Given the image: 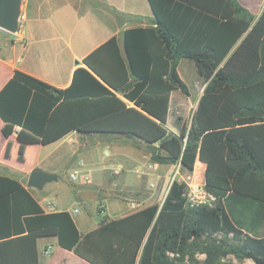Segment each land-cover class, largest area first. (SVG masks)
<instances>
[{"label":"trees","instance_id":"trees-1","mask_svg":"<svg viewBox=\"0 0 264 264\" xmlns=\"http://www.w3.org/2000/svg\"><path fill=\"white\" fill-rule=\"evenodd\" d=\"M149 2L152 25L124 32V80L92 61L103 50L118 52L116 37L84 58L89 69L77 68L65 89L15 70L0 90L3 132L19 125L17 138L26 144H47L74 129L140 137L153 162L185 170L204 162L216 205L188 206L185 182L174 180L162 204L82 235L68 211L44 212L19 179L0 175V264H38L42 236H57L94 264L123 257L124 264H182L198 252L206 264L228 254L264 264V9L257 17L239 0ZM183 57L195 61L207 85L190 128L176 134L165 123L171 91H187L177 70ZM217 232L232 239L201 240Z\"/></svg>","mask_w":264,"mask_h":264},{"label":"crops","instance_id":"crops-1","mask_svg":"<svg viewBox=\"0 0 264 264\" xmlns=\"http://www.w3.org/2000/svg\"><path fill=\"white\" fill-rule=\"evenodd\" d=\"M239 1L257 17L264 9V0ZM152 17L153 10L149 0H23L20 29L13 33L0 28V90L15 70H21L57 88H68L74 80L77 68L89 69L84 63V58L112 37H116L119 51L114 48L112 51L103 50L93 56L92 61L105 71L119 72L118 78L124 80V32L128 28L152 25ZM177 70L187 86V91L181 88L171 91L165 126L168 131L179 134L183 128H190L207 82L200 76L192 59L181 58ZM129 77V80L133 81L134 76L130 74ZM113 91L125 100L128 106H136L134 102L126 99L122 92ZM4 124L0 117V175L19 179L44 212L68 211L82 235L97 229L103 221L105 223L121 219L146 206L163 203L154 200V196L147 195L148 184L86 183L84 179L74 181L71 174L79 170L69 168V163L51 159L67 142L95 138L97 143L90 144L85 152H78V155L87 161H91L94 156V159L103 162L102 169L117 174L115 177L119 178L121 172H124L126 177L127 171L141 169L148 160L151 163L147 166L148 169H156L161 175L165 172L172 174L176 164L153 162L147 142L140 137L117 131L88 133L74 129L47 144H26L17 138L21 129L19 125L7 136L3 132ZM53 144H56L54 149L44 150ZM81 161L84 160L80 159ZM37 166L58 175L60 171L70 170L69 182H73L62 181L60 177L41 189L28 187L29 174ZM194 168L205 174L206 164L198 159ZM152 184L155 188L154 183ZM86 185L92 188L88 190ZM159 185L163 187L162 183L156 187ZM89 191L93 192L89 194ZM133 196H137V201L133 200ZM88 201H92L95 206L101 203L104 208L98 211L95 207L92 208ZM116 201L125 202L126 205L124 204V208L113 207ZM83 211L84 215L79 217ZM38 249V264H94L75 251L59 245L57 236L39 237ZM201 255L206 259V253L201 252ZM235 259V264H241ZM245 259L254 261L251 258ZM221 260L224 261V257ZM119 264H124V257L119 260Z\"/></svg>","mask_w":264,"mask_h":264},{"label":"rangeland","instance_id":"rangeland-1","mask_svg":"<svg viewBox=\"0 0 264 264\" xmlns=\"http://www.w3.org/2000/svg\"><path fill=\"white\" fill-rule=\"evenodd\" d=\"M97 143V140L95 138H85V139H74V143H70L67 142L65 146L61 147L59 149V151L57 152V154H54L52 156V160H61V162H65V163H69L70 166L69 168H76L77 170H79V176H80V181L83 180V178L86 176L85 173H88L90 175L91 178V182H141L144 184H148L149 187H147V195H151L154 196V200H160L163 202V199L165 198L167 192L169 191L172 183H173V177L175 175V171L176 168L178 166V164H176L175 166V171L170 174V173H164L161 175V172L156 170V169H148L147 166H149L151 163L150 160L146 161V163L141 167V169L139 170H132V171H127L126 177H124V172H121V176L115 177L117 174L110 172V170H103V162L98 160V159H94V156H92V160L91 161H87V159L82 158L81 156H79L78 152H85L86 151V147L89 146L90 144H95ZM56 147V144L47 146L46 148H44L45 151H49L52 150ZM64 152V153H63ZM66 152V153H65ZM146 153H148L147 151H145ZM63 153V154H62ZM80 159H83L84 161L80 162ZM111 161H116V160H112ZM80 162V164H79ZM83 163V164H82ZM174 168V166H173ZM85 172V173H83ZM180 172L182 173V175L188 173V170L185 169H181ZM71 171L70 170H66V171H60L59 173V178L61 177V180L63 181H67L69 182V175H70ZM182 180V179H180ZM70 182H73L70 180ZM69 182V183H70ZM184 182V181H181ZM53 183L49 182L48 186ZM91 183V184H92ZM155 185V188H153V184ZM163 184V187H160L161 185H159V187L157 188L156 185L158 186V184ZM88 190L90 188H92V186L90 187L89 185L85 186ZM167 188V190H166ZM93 192V191H89V194ZM90 199V197H89ZM133 200L137 201V196H133ZM153 200V199H152ZM89 205L92 206V208H96L98 211H101V209H103L104 207L101 205V203H97L96 206L92 201H88ZM124 204L126 205L125 202L122 201H116L112 206H116L119 208H124ZM191 207V206H190ZM111 209V207H110ZM111 211V210H110ZM84 211L83 213L79 214V217H82L84 215ZM227 235L223 232H217L214 234H204L201 237V240L203 242L205 241H213L218 243L222 238L226 237ZM230 240L232 239V236L229 235L227 236ZM201 252H198L195 254L194 260L190 259V258H186L182 264H206V259H203L201 257ZM220 257L218 259L219 264H235L233 260H236L235 258H237L236 256H234L233 254H228L224 257V261L221 260ZM238 259V258H237ZM238 261L241 262V264H256L254 261H246V259H238ZM240 264V263H238Z\"/></svg>","mask_w":264,"mask_h":264},{"label":"built area","instance_id":"built-area-1","mask_svg":"<svg viewBox=\"0 0 264 264\" xmlns=\"http://www.w3.org/2000/svg\"><path fill=\"white\" fill-rule=\"evenodd\" d=\"M181 169L182 166L181 163H179L176 168L173 181L178 180L185 182L186 187L184 195L186 197L187 205L191 207H199L204 205L214 207L216 205L218 197L213 191L208 188L205 174L197 168H194L193 170L188 171V173L182 175V173L180 172ZM71 178L74 181H78L80 179L79 171H75L74 173H72ZM83 179L86 183L91 182V178L88 175H86ZM77 211L78 210L76 209V212Z\"/></svg>","mask_w":264,"mask_h":264},{"label":"water","instance_id":"water-1","mask_svg":"<svg viewBox=\"0 0 264 264\" xmlns=\"http://www.w3.org/2000/svg\"><path fill=\"white\" fill-rule=\"evenodd\" d=\"M23 0H0V28L8 32L20 29ZM59 175L37 166L29 174L28 187L43 188L47 183L55 181Z\"/></svg>","mask_w":264,"mask_h":264}]
</instances>
